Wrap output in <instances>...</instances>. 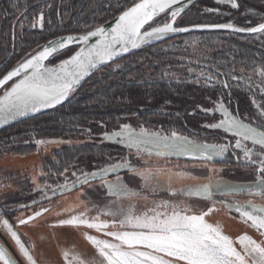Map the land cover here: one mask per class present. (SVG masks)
I'll list each match as a JSON object with an SVG mask.
<instances>
[{"label":"trees","instance_id":"1","mask_svg":"<svg viewBox=\"0 0 264 264\" xmlns=\"http://www.w3.org/2000/svg\"><path fill=\"white\" fill-rule=\"evenodd\" d=\"M137 1L139 0H0V81L15 67L60 37L88 32L113 19ZM208 10H218L220 14L210 13ZM252 10L254 14L250 13ZM165 16L166 14L162 15L149 26ZM235 16L237 18L233 22L239 27L246 29L259 27L264 24V0H240V6L235 10L225 9L216 0H200L177 17L175 27L224 25ZM196 36L202 37L203 41L192 45V48L186 46L189 39ZM177 39L180 42L177 43L176 50L153 51L156 47H162ZM76 49L73 47L59 53L49 64L66 59ZM261 57H264V30L252 34L228 30L176 34L137 47L77 86L71 98L60 107L13 125L1 131L0 136L19 126H25L28 122L46 117L55 119L46 121L44 126L37 129L36 133L39 136L68 138L66 133L73 136L78 131L76 128H90L93 132L94 129L91 128L93 124L104 130L103 133L94 131L100 134L99 144L95 141L96 143L92 145L65 146L62 151H55L51 157L45 158L44 177L51 189H59L68 182L72 183L68 181L71 180L68 176L72 170L81 177L119 163L127 164L131 169L137 168L135 161L142 159L140 155L120 141L107 142L103 137L104 134L111 132L109 130L111 127L115 131L122 125L129 124L135 131L146 130L170 137L180 134L195 144L214 145L220 148L234 145L236 136H232L220 124L224 118L222 106L245 124L264 129V74L260 73V69L264 72V61L260 59ZM191 70H194L193 73ZM94 100H97V103ZM72 106L76 109H72L70 113L64 112ZM110 118L111 124L108 123ZM32 130L18 134L26 137L22 142H30ZM84 132L82 130V133ZM96 133L94 136L99 135ZM36 147L35 145L34 149ZM92 148L97 151L96 155L90 151ZM34 149L22 153L35 152ZM9 153L18 151L11 150ZM91 156L98 160L104 159L102 165L96 169L87 168L86 171L77 172L75 167L78 168L80 162L83 164L89 162ZM244 166L250 168L245 170L249 174L246 177L247 181L257 182L262 173H259L255 166L249 164ZM119 175L125 176L123 183L126 191L144 193L145 190H149L140 183L142 179L139 177L135 179L136 175L133 172L127 171ZM231 176L233 175L229 178ZM52 178L57 179L52 181ZM27 180L26 177L23 181ZM57 180L61 182L58 183ZM23 181L19 180V183L24 186L23 193L26 196L21 197L22 199L4 197L5 201L0 202V207L2 204L22 205L33 200H29L31 195H35L32 192L33 187H30V184L25 186L26 183ZM100 181L103 182L105 179L95 182L101 184ZM100 191L106 193L105 186ZM122 191L123 189L119 193L124 195L126 192ZM262 191L264 192V188ZM172 195L175 198L180 197L176 196V193ZM179 195L184 199L183 206H178L179 215H174V210L159 213L156 209L145 207L140 210L141 214L137 212L130 218L129 214L127 216L125 213V218L112 222L122 223L128 231L132 229L146 232L154 223L174 221L175 224H180L189 216L200 217L210 211L218 200L229 202L224 198L225 195L208 196L204 191L198 192L192 188L184 189ZM110 197L120 196L111 194ZM152 197L166 198L167 201L173 199L167 197L165 191H160ZM161 205L158 204L156 207L160 209ZM162 207L167 208L168 205ZM225 208L228 206L225 205ZM230 209L236 213L234 209ZM5 216L8 217L9 214H4ZM137 222L140 223L141 229L135 228Z\"/></svg>","mask_w":264,"mask_h":264},{"label":"rangeland","instance_id":"2","mask_svg":"<svg viewBox=\"0 0 264 264\" xmlns=\"http://www.w3.org/2000/svg\"><path fill=\"white\" fill-rule=\"evenodd\" d=\"M216 2L221 6H223L225 9H230V10L238 9L240 6V0H216ZM186 10L187 9L167 13L164 18L149 26L147 30L152 29L154 27L163 26L172 23L179 13L180 16ZM208 12L220 14L218 10H208ZM250 13L254 14L255 12L252 10ZM40 15L41 16L39 18L40 20L39 23L41 24L42 14ZM35 16L36 14L33 15L34 18ZM236 18L237 17L235 16L234 18L230 19L229 23L224 25L226 26L228 25V27L230 28L233 26H237L233 22L234 19ZM258 18L260 19V16ZM228 31H231V29L228 28ZM231 32H236V31H231ZM173 35H176V32L165 33L162 35L150 37L147 38L145 42H143L141 45H145L153 41L163 40ZM189 40H190L189 43L186 44V46L189 47L195 44H200V41H203L202 37H197V36L192 37V39ZM256 41H258V38L256 39ZM179 42L180 40L177 39L173 42L163 45L162 47H156L153 51L168 52V51L176 50L178 48L177 43ZM260 59L264 61V57H261ZM119 66L117 67L119 68ZM193 71L194 70H191L192 73ZM200 73L201 75H203L202 72ZM260 73L264 74V72H262L261 69H260ZM7 88L8 86L5 87L0 92V94L3 93ZM70 98L71 97H69V99ZM76 100L78 101V98H76ZM94 101L95 103H97V100ZM72 109H76V108L72 106L69 107V109L67 110L64 109L65 110L64 112L70 113ZM221 111L224 115V118H222L223 121L220 122V124L232 136H236L235 139L236 143L234 145H228L227 147L222 146L220 148L219 146L217 147L214 145L208 146L204 144H195L192 142V140L183 138V136H181L180 134H175L172 137H170V136L162 135L161 133H157V134L151 133L146 130L135 131L129 124H124L122 125L121 128L119 129L117 128L118 130L115 131H113V128L111 127L109 129L111 132L104 134L103 137L106 139L107 142L120 141L124 146H126L130 150H133V152H135L136 154L140 155L139 157H141L142 159L139 161L137 160L135 161L137 168L131 169L129 168L130 167L129 165L122 163L115 164L113 166L105 168L102 171L95 172L97 174L103 173L104 176L106 175V177L104 178L105 181L99 182L101 184H98V182L93 181L83 186H80L77 189H73V188L78 184L80 185V183L84 181L83 179L84 176L79 177V175L75 174L74 173L75 171L72 170L71 172L72 174L69 173L68 176V178L71 177L70 178L71 180L68 181H71L72 183L68 182V184H65V186H63L62 188L56 189L54 193H51L50 195L47 196H44L43 194L40 195V197L36 195L35 196L32 195V197L29 200L38 197L40 199V203L42 205H45L52 202L56 198V196L70 194L73 193L74 191L79 190L82 187L83 189H85L84 188L85 186L94 184L96 186H94L93 189L91 188L92 190L89 189L87 193L90 195L94 194L93 196H98V197L100 196V197L97 198L96 200L92 196L89 197L88 206L90 207L89 208L90 212L88 214V217L89 218L92 217V219L94 217L97 218L98 220H104V222L101 223L102 227H99V229H101L102 233H104L103 234L104 236H108L109 234L110 235L112 234L111 231L112 227H117V229L119 228L122 235L130 232L125 229L122 223L119 224L116 223L115 225H113L111 224L113 223L112 221H115L117 219L119 220L120 218H125L126 214L127 216L129 214L130 218L135 216L137 212L141 214L142 212L140 210L144 209L145 207L146 208L150 207V209H156L158 210L159 213H163L166 211L173 212L174 210L175 211L174 215H179L180 211L178 206H183V201H184L183 196L179 195V192H183L184 189L187 190L192 188L197 190L198 192L204 191V193H206V195L208 196H214L215 194L223 195V196L225 195L224 198L225 199L227 198L229 202H226L225 200H218L215 202L211 210L206 212L202 216L198 218L196 216L195 217L189 216L191 218L189 219V223H187L185 227H180L179 225L177 226L174 223V221H169L167 223H163V222L154 223L153 225H151L152 227H150L149 230H147L146 232L133 231L132 229L131 231L140 232L142 234H151L152 239H157L156 237L160 239L163 235H167L165 239L170 238L171 240L174 238L173 236L174 233L179 234V232H182L184 234L183 237H180L182 238V244L185 245V248L187 249L190 248L192 250L196 249L197 251H199L197 253L200 254L199 256L201 257L202 261L208 262V258H210L208 254H212V255L216 254V256L222 254L223 259L222 257H218L217 261L216 260L214 261V259H212L213 263L235 264V261H229L224 259L222 250H218V249L216 250L210 247L209 246L210 244L207 243V239L209 240L216 239V241L223 240L224 236H222L221 232L224 231L225 228L229 229V227L231 228V230H234L238 227H242V229H244V231L247 232H253L256 234L262 233L260 229L255 227L254 229L247 222H244L242 220L243 217L241 216L250 215L252 217L254 216L264 217V192L262 191V189L264 188V178H262L264 177V129H260L252 125L245 124L239 118L231 114L230 111L227 110V108L224 106H222ZM52 118L55 119V117ZM54 119H51L50 117H46L44 119L41 118L35 121L28 122L27 124H25V126H19L3 134L2 136H0V155L3 154L4 156L6 154H10L9 152H11V150L18 151V153L27 152L34 149V146L36 145L37 147L34 149V151L39 152L41 162L42 161L44 162L45 158L51 157L55 151L57 152L62 151L65 146L72 147V146H82L88 144L92 145L96 142L98 144L100 143L101 139L99 133L101 132L103 133L104 130L99 127L97 128L96 125L94 124L91 125V128L93 127L94 129L93 132H91L90 128H76L78 131L73 136H71L72 135L71 133H66L69 136L68 137L69 139L55 138L53 135L39 136L36 133L37 129H40L42 125L43 126L45 125L46 121H50ZM110 119L108 120L109 124H111L110 121H112V118ZM30 129L31 130L33 129L32 130L33 135L30 136L32 137V139L30 140V142H25V141H24L25 143L22 142L23 139L26 137L18 136V134L27 132ZM82 130H84L85 132L82 133ZM95 130L99 131V133L94 132ZM95 133L99 135L94 136ZM70 136L72 137L71 139ZM90 151H93L92 153L93 155H96L95 153H97V151L94 148H92V150ZM3 156H0V168L1 166H3L1 168L2 170L1 172L5 174L4 175L5 179L3 181L5 182V185L9 186L11 183L15 184L18 182L17 180L23 181L26 178V176L24 178L23 177L20 178V176L22 175L20 174L21 170H19V172H16L15 170V173L14 170H12L14 174L11 173L12 171L9 168H7V165L4 162L6 159L5 158L1 159V157ZM187 157H192V159H189ZM92 159L94 160L92 161ZM90 160H88L89 162L85 161L87 162L85 164L80 162L78 168L75 167V170L79 172V170L86 171L87 168L96 169L99 168L102 165L101 164L102 161H104V159L98 160L92 156ZM108 160H110V158ZM93 162H98V164L96 163L94 164ZM29 164L30 165L25 166V168L28 170H32L34 166H37L36 160L34 161V163L32 164L29 163ZM245 164L255 166L254 168L259 170V173H262L261 175L258 174L259 180L257 182L251 183L247 181L246 177H248L249 174L245 170H248L250 168L244 166ZM40 169L41 170L39 176L37 173L36 180L40 179L42 176H45L43 172L44 168L41 167ZM127 171H129V173L133 172L136 175L135 179H138V177L142 179L140 183H143L142 185H144V188L149 190L148 191L145 190L144 193L143 192L137 193L128 190L126 191L125 184L123 183L125 176L119 174ZM18 174L19 176L17 177ZM103 174H99V175L103 176ZM178 174L183 177H185V175L190 176V179L192 178L194 180H202L204 182L201 185L198 183L188 186L182 184L179 186L170 185L171 179L175 178V176H177ZM230 175L233 176L229 178ZM41 179L42 180L46 179V177H42ZM56 179L57 178H54L53 180L52 178V181H55ZM72 179L75 180V182H73ZM228 179L231 180L229 181ZM23 182L26 183L25 186H28L30 184L28 181H23ZM43 182L45 185L49 186L47 179L43 180ZM43 182L40 184V186H43ZM57 182L60 183L61 181L57 180ZM63 182L66 181L63 180ZM163 182L165 183L164 185L161 184ZM99 185L100 186L103 185V186L99 188L98 187ZM0 186L1 189L6 188L4 186V183H2L1 181H0ZM104 186L106 189V193H101L100 189H102ZM83 189H82L83 192L86 191V189L85 190ZM121 189H123V191L126 192L124 195L119 193ZM160 191H165L167 197H173V199H171V201H167L166 198L159 199L158 197L157 199L156 198L154 199L152 196L158 194V192ZM172 193L173 194L176 193L177 194L176 196H180V197L175 198L172 195ZM111 194L118 195L120 197H110ZM237 195H240L239 196L240 198L239 197L237 198L236 197ZM0 200L5 201L3 197H0ZM28 202L26 204H28ZM156 203L157 205L158 204L160 205L163 204V205H161V208L158 209L156 207L157 205H155ZM164 205H168V207L163 208L162 206ZM225 205L226 207L228 206V208H225ZM21 206H25V205L23 204L17 205L15 206L14 210L18 211ZM230 208L234 209V211L237 214L234 213ZM2 216H3V209L0 207V218ZM139 225L140 223L137 222L135 228L141 229L142 227H140ZM210 225L212 226L217 225L216 226L217 230L211 228ZM157 226L159 227L157 228ZM165 226L167 227L166 229ZM94 230L95 229L92 230L89 229L91 235L92 233L93 234L95 233ZM171 240L169 242V245L170 247H173V243ZM162 242H166V240H163ZM156 244H160V241L157 242V240H154V244L152 246L157 247ZM245 244L248 245L246 247L247 250H251V251L253 250V253H255L254 254L255 256L252 257V261L254 260L252 263L264 264V259H263L264 254L262 255L259 254V253H263L264 251V242L256 243V245L254 243L250 245L248 244V242ZM140 245L145 246L144 244H140ZM152 246L150 247L152 248ZM222 246L224 247L225 245ZM217 247L223 249V247H220L219 245ZM182 262L183 261H177L178 264H183Z\"/></svg>","mask_w":264,"mask_h":264},{"label":"crops","instance_id":"3","mask_svg":"<svg viewBox=\"0 0 264 264\" xmlns=\"http://www.w3.org/2000/svg\"><path fill=\"white\" fill-rule=\"evenodd\" d=\"M2 158L6 159L4 162L7 168L11 171L14 170V173L15 170L16 172L21 170L20 174L22 175L20 178L25 176L28 178L27 181L30 183V187H33L32 192L36 196L40 197L42 194L47 196L56 191V189H51L44 184L41 179L44 176L40 178L41 180H36L37 173L39 176L40 168L43 167V161L41 162L38 151L10 153ZM35 160L37 166H34L32 170L25 168L26 165L34 163ZM1 168L0 172L2 171ZM4 175L3 172L0 173V181L6 187L1 189L0 186V197H25L26 195L23 193L24 186L19 183V180H17V183H11L7 186L3 182ZM42 182L43 186H40ZM94 186L96 185L85 186L86 191L84 192L82 187L73 193L56 196L55 201L53 200L45 205H42L40 199L35 197L32 198L31 203L23 204L25 206H21L18 211L14 210L15 206L2 204L1 207L4 211L3 216L0 218V244L8 250L17 264H29L27 259L19 252L9 230L4 225L3 219L6 218L29 247L39 264H178L177 261H183V264H216L213 263L212 259L214 261H217L218 257L223 259L222 254L219 256L208 254L210 257L208 262L202 261L200 254L197 253L199 251L187 249L182 244V238H180L184 236L182 232H179V234L174 233L172 240L170 238L165 239L167 235H163L160 239L158 237L152 239L151 234L140 232L130 231L122 235L119 228L112 227V234L104 236V233L99 229V227H102L101 223L104 220L88 217L90 212L89 197L92 196L95 200L99 198L93 196L94 194L87 193ZM3 201L0 200L1 203ZM4 214H9V216L4 217ZM241 217H243L244 222H247L252 228L260 229L262 233L247 232L242 227L231 230L229 227V229L225 228L222 231L223 240L207 239V243L216 250H222L225 260L235 261V264H255L252 263L254 261H252V257L255 256V253H253V250H247L248 245L245 243L256 245V243L264 242V217H252L250 215ZM111 224L115 225L116 223ZM88 228L98 231L94 230L95 233L91 235ZM154 240L160 241V244H156L157 247L152 246ZM163 240H166V242H162ZM170 240L173 247L169 245ZM218 245L220 247L225 246L222 249L218 248ZM259 254H264V251ZM192 255H196L197 258H192ZM0 264H4L1 259Z\"/></svg>","mask_w":264,"mask_h":264},{"label":"water","instance_id":"4","mask_svg":"<svg viewBox=\"0 0 264 264\" xmlns=\"http://www.w3.org/2000/svg\"><path fill=\"white\" fill-rule=\"evenodd\" d=\"M198 1L200 0H139L113 19L88 32L65 35L45 46L0 81V92L11 84L0 95V132L60 107L77 86L104 67L128 55L147 38L171 32L180 34L228 28L240 33H259L264 30V24L251 29L238 26L230 28L228 25L177 28L175 21L180 13L172 23L147 30L162 15L188 9ZM73 47L78 48L72 55L58 63L49 64L56 55ZM39 54L41 56L36 63L27 71H20L26 62ZM99 174L103 173L85 175L84 181L73 189L106 177ZM3 221L29 264H39L9 220L4 218ZM0 259L4 264H17L1 244Z\"/></svg>","mask_w":264,"mask_h":264},{"label":"flooded vegetation","instance_id":"5","mask_svg":"<svg viewBox=\"0 0 264 264\" xmlns=\"http://www.w3.org/2000/svg\"><path fill=\"white\" fill-rule=\"evenodd\" d=\"M181 178H183V179H181ZM203 182L204 181H202V180H194V179H190V176H186L185 175V177H183V176H181V175H177V176H175V178H173V179H171V181H170V185H172V186H179V185H186V186H188V185H193V184H203ZM162 185H164L165 183L163 182V183H161ZM167 184V183H166ZM169 185V184H168ZM197 217V216H196ZM191 217H189L185 222H182V223H180V224H176L177 226L179 225L180 227H185L186 226V224L187 223H189V219H190ZM198 218V217H197ZM175 223V222H174ZM217 225H215V226H212V225H210V227L211 228H213V229H216L217 227H216ZM150 227H152V226H149V228ZM170 227V226H169ZM164 228V227H163ZM162 228V229H163ZM167 227L165 226V229H166ZM222 233V232H221ZM237 233V232H236ZM240 254V253H239ZM192 258H197V256L196 255H192Z\"/></svg>","mask_w":264,"mask_h":264},{"label":"bare ground","instance_id":"6","mask_svg":"<svg viewBox=\"0 0 264 264\" xmlns=\"http://www.w3.org/2000/svg\"><path fill=\"white\" fill-rule=\"evenodd\" d=\"M41 54L36 55L34 57H32L28 62H26L21 68L20 71L21 72H25L27 71L34 63H36L38 61V59L40 58Z\"/></svg>","mask_w":264,"mask_h":264}]
</instances>
